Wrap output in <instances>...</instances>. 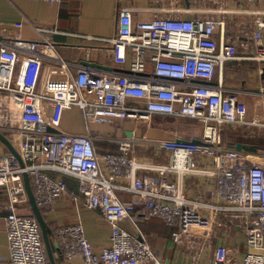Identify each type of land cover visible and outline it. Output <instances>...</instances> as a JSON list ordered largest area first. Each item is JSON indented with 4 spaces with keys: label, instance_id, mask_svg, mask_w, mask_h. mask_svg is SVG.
<instances>
[{
    "label": "built area",
    "instance_id": "built-area-1",
    "mask_svg": "<svg viewBox=\"0 0 264 264\" xmlns=\"http://www.w3.org/2000/svg\"><path fill=\"white\" fill-rule=\"evenodd\" d=\"M195 11L190 6L161 8V14L134 22L131 8H119L115 32L103 40L117 57L129 56L126 71L81 66L70 71L47 37L0 40V133L15 150L0 156V188L9 196L4 219L9 264H49L36 219L19 210L28 204L24 174L39 208L67 193L63 179L48 171L78 177L86 207L98 210L111 231L107 244L96 249L81 223L59 227L66 258L79 256L82 264H164L121 225L141 216L145 221L161 217L173 225L171 239L191 264H264V152L249 154L223 143L222 134L230 127L256 121L245 120L238 95L226 92L221 78L227 61L264 63V14L253 12L251 23L241 26V46L251 51L240 56L237 41L224 40L222 6L214 15H194ZM44 59L57 60L58 72L66 76L40 83ZM262 105L264 110V94ZM65 106L76 107L85 120L97 124L150 122L154 115L194 118L202 122L203 133L199 143L178 138L153 141L170 152V161L139 178L129 154L137 139L120 138L117 151L99 154L89 129H60ZM171 173L177 174L175 180ZM188 174L213 177L209 198L186 197L182 180ZM119 192H130L131 198L124 200ZM228 214L242 219V224L228 225L222 218ZM237 228L245 236L241 259L215 237L217 230L232 233Z\"/></svg>",
    "mask_w": 264,
    "mask_h": 264
},
{
    "label": "crops",
    "instance_id": "crops-1",
    "mask_svg": "<svg viewBox=\"0 0 264 264\" xmlns=\"http://www.w3.org/2000/svg\"><path fill=\"white\" fill-rule=\"evenodd\" d=\"M215 1L191 0L189 6L196 10L194 15H214L219 6H222L225 10L222 15L225 20L224 40L228 38L237 41L238 55L249 54L251 49L241 46V43L244 45L245 42L244 38H240L241 26L251 23L253 12L264 14V0ZM121 7L131 8L132 19L137 22L149 20L156 13L161 14V8L188 6L186 0H61L59 4H49L43 0H0V40L18 36L22 40L37 41L47 37L55 44L58 57L67 62L70 71L77 66L126 71L130 65L129 56L124 54L123 58L117 57L108 42L103 40L114 34L117 11ZM216 39L219 41V33L216 34ZM18 57L21 60L22 54H18ZM58 65L57 60L44 59L39 82L65 77L66 75L58 72ZM19 69L18 66L16 73ZM53 70L57 72L53 73ZM221 78L226 92L234 90L238 95L245 109V120L256 121V125L238 124L230 127L222 134L223 143L231 146L240 142L264 148V126L261 125L264 120V63L245 59L227 61L223 65ZM216 80L217 78L214 81ZM130 102L142 104L140 100ZM59 126L61 130L73 133H82L86 128L89 129L99 154L117 151V140L120 138L137 139L129 154L135 163L134 174L139 178L154 174V166L167 165L170 161V152L158 147L153 141L172 138L198 140L203 133L202 122L194 118L154 115L150 122L125 119L111 124H97L85 120L80 111L72 106L64 107ZM8 152L9 149L0 139V156ZM259 152L264 150L257 149L254 155ZM48 174L63 179L67 185V193L46 207L42 214L50 229L48 238L53 262L82 264L79 256L66 258L57 236L58 228L81 223L86 237L96 249L107 244L111 234L110 228L98 210L86 207V198L80 194L81 180L78 177L56 171H48ZM170 176L173 180L177 178L176 173H171ZM213 186L214 179L211 176L188 174L182 180L184 193L191 200H196L199 196L209 198ZM119 195L124 200L131 198L130 192H119ZM8 202L9 196L5 188H0V264H9L8 238L4 223L8 214ZM27 205L30 206L29 202L19 209L20 212L25 214ZM138 211L140 210H136L139 214ZM200 211L208 213L205 209ZM121 225L138 241L149 245L164 264H191L190 258L182 254L171 239L174 226L166 224L161 217H152L145 221L138 216L135 220H123ZM215 237L218 243L228 246L236 259L242 258L245 252V236L242 229L237 228L232 233L217 230ZM45 256L51 264L46 252Z\"/></svg>",
    "mask_w": 264,
    "mask_h": 264
},
{
    "label": "water",
    "instance_id": "water-1",
    "mask_svg": "<svg viewBox=\"0 0 264 264\" xmlns=\"http://www.w3.org/2000/svg\"><path fill=\"white\" fill-rule=\"evenodd\" d=\"M186 5L189 6V1L186 0ZM49 131H53L51 128H48ZM0 139L5 143V145L7 146V148L9 149V151L13 154H15V150L12 147L11 143L8 141V139L0 133ZM193 143H199L200 140H191ZM232 149L238 150V151H242V152H246L249 154H256L257 153V148L253 145L250 144H244V143H236L234 145L229 146ZM24 178V184H25V189H26V193L28 196V202L31 206L32 212H33V216L36 219L38 225H39V230H40V234H41V238L43 241V245L45 247V252L49 257L50 263L54 264L53 262V258H52V250H51V244L49 241V233H50V229L47 226V223L44 220V217L40 211V208L36 205L35 199H34V195H33V191L30 185V181L28 178L27 174H24L23 176Z\"/></svg>",
    "mask_w": 264,
    "mask_h": 264
},
{
    "label": "rangeland",
    "instance_id": "rangeland-1",
    "mask_svg": "<svg viewBox=\"0 0 264 264\" xmlns=\"http://www.w3.org/2000/svg\"><path fill=\"white\" fill-rule=\"evenodd\" d=\"M145 127V125H143ZM223 218V221L226 222L228 225H233L234 223H240V225L242 224V219L241 220H236L233 218V216L231 214H228V215H223L222 216ZM245 253V252H244ZM147 264H152L151 262L150 263H147Z\"/></svg>",
    "mask_w": 264,
    "mask_h": 264
},
{
    "label": "trees",
    "instance_id": "trees-1",
    "mask_svg": "<svg viewBox=\"0 0 264 264\" xmlns=\"http://www.w3.org/2000/svg\"><path fill=\"white\" fill-rule=\"evenodd\" d=\"M148 70H149V67H148ZM259 146V145H258ZM258 150L260 149V150H264V148H262V146H259L258 148H257ZM26 212H25V215H30V216H33V212H32V209H31V206H29V205H27L26 206ZM40 211H41V213L43 214L44 212H45V208H40ZM34 217V216H33Z\"/></svg>",
    "mask_w": 264,
    "mask_h": 264
}]
</instances>
